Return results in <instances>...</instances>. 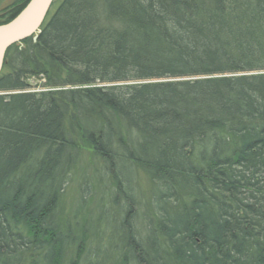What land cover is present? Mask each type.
Masks as SVG:
<instances>
[{"label":"trees","instance_id":"obj_1","mask_svg":"<svg viewBox=\"0 0 264 264\" xmlns=\"http://www.w3.org/2000/svg\"><path fill=\"white\" fill-rule=\"evenodd\" d=\"M0 264H264V0H55L0 74Z\"/></svg>","mask_w":264,"mask_h":264},{"label":"water","instance_id":"obj_2","mask_svg":"<svg viewBox=\"0 0 264 264\" xmlns=\"http://www.w3.org/2000/svg\"><path fill=\"white\" fill-rule=\"evenodd\" d=\"M55 0H30L11 21L0 25V73L7 50L29 37H38Z\"/></svg>","mask_w":264,"mask_h":264},{"label":"rangeland","instance_id":"obj_3","mask_svg":"<svg viewBox=\"0 0 264 264\" xmlns=\"http://www.w3.org/2000/svg\"><path fill=\"white\" fill-rule=\"evenodd\" d=\"M15 1L16 0H0V15L2 14L3 10L6 7H9V6L13 5V3ZM29 80H30L29 81L30 85L32 87L31 89L36 90V91L45 90V87L42 85V83H44V79H42L41 77L32 76V77H30ZM137 182H139L138 184H140V188L141 189H146V187L149 186V183H148V180H147L145 174L138 173ZM79 188H80V179H79V177L77 175V176L74 177V181L73 182H72V179H71L70 184L68 186V192H67L66 196L71 201V203L66 207V209L70 208L69 210L71 211L72 210L71 208L76 205L75 204V202H76L75 199H76V197H79ZM142 198L144 199V197H142ZM73 202H74V204H73ZM155 205H156V202H155ZM158 206H160V202L158 203ZM94 208H96L95 204L89 205L88 208H86V210H87L86 211V214H87L86 216L91 217V212L93 211ZM90 209H92V210H90ZM137 209L138 210L140 209L143 212L142 214L145 213L144 201H143V205L142 204L138 205ZM142 214L140 215V218H138V221H137V225L138 226H142L143 225L144 216ZM169 216L170 217H174L176 215H174L173 212L171 211V214H169ZM114 229L117 230L115 227H114ZM107 235H108V233L104 235V238L108 237ZM105 246H106V244L104 245V247ZM92 250L93 249H91V252H89L90 254L95 252L94 250L93 251Z\"/></svg>","mask_w":264,"mask_h":264}]
</instances>
